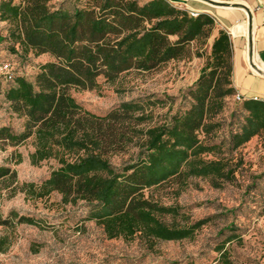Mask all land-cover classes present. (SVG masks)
I'll use <instances>...</instances> for the list:
<instances>
[{"label": "trees", "instance_id": "obj_1", "mask_svg": "<svg viewBox=\"0 0 264 264\" xmlns=\"http://www.w3.org/2000/svg\"><path fill=\"white\" fill-rule=\"evenodd\" d=\"M52 1L0 0V20L8 23L4 38L10 40L12 52L48 56L38 64L33 81L11 71L4 97L23 123L19 131L0 125V146L17 147L31 139L32 164L56 162L40 183L16 185L11 163L20 162L22 154L13 149L0 164V183L36 199L55 191L64 204L84 202L88 218L110 238L189 236L198 225L164 222L161 216L177 214V207L159 202L146 190L181 185L193 175L225 178L233 173L227 161L203 156L215 146L208 135L220 125L216 115L236 92L229 33L221 28L213 37L209 57L184 91L188 105L162 123L149 124L150 115L137 100L96 114L78 102L72 90L95 89L100 77L113 81L132 69L149 71L187 56L190 43L214 18L203 12L192 15L170 0H79L72 9L64 0L56 6ZM237 101L243 114L229 134L232 149L264 129V101ZM131 144L138 146L135 159L114 166L110 155ZM11 215L18 222L34 223L32 217ZM0 224H8V219H0Z\"/></svg>", "mask_w": 264, "mask_h": 264}, {"label": "rangeland", "instance_id": "obj_2", "mask_svg": "<svg viewBox=\"0 0 264 264\" xmlns=\"http://www.w3.org/2000/svg\"><path fill=\"white\" fill-rule=\"evenodd\" d=\"M61 1L51 3L56 6ZM64 2L69 9L80 4L79 0ZM7 26V21L0 20V65L9 62L15 75L33 81L38 64L48 56L12 52L10 40L4 38ZM206 27V32L190 43L187 56L149 71L132 69L113 81L100 77L97 88L72 90L73 95L96 114L134 99L150 115L149 124L164 122L188 105L182 98L184 91L196 80L209 57L213 37L221 29L215 20ZM11 82L0 70V125L19 131L23 119L10 110L4 97ZM242 114L240 102L233 96L227 98L216 115L219 127L208 135L215 146L203 154L207 159L227 161L234 169L232 174L225 178L193 175L181 185L169 183L146 190L159 202L177 207V214L161 216L164 222L198 225L189 236L148 240L137 234L129 239L110 238L95 219L88 218L89 207L84 202L64 204L55 191L36 199L0 183V219H8V224H0V264H264V129L232 149L229 134L238 128ZM13 149L22 154L20 162L11 163L16 170V185L40 183L56 166L54 160L31 163V139L17 147L0 146V164L6 163ZM137 151L138 146L131 144L110 155V161L119 168L135 159ZM12 212L32 217L34 223L18 222Z\"/></svg>", "mask_w": 264, "mask_h": 264}, {"label": "crops", "instance_id": "obj_3", "mask_svg": "<svg viewBox=\"0 0 264 264\" xmlns=\"http://www.w3.org/2000/svg\"><path fill=\"white\" fill-rule=\"evenodd\" d=\"M174 5L207 13L230 34L232 79L245 98L264 101V74L254 71L250 55L264 71V0H170Z\"/></svg>", "mask_w": 264, "mask_h": 264}, {"label": "built area", "instance_id": "obj_4", "mask_svg": "<svg viewBox=\"0 0 264 264\" xmlns=\"http://www.w3.org/2000/svg\"><path fill=\"white\" fill-rule=\"evenodd\" d=\"M189 12L192 14V15H196L198 12L196 11H193V10H189ZM0 70L2 71H5L6 73V79H11L12 78V72H11V64L9 62H4L0 65ZM233 98L235 100H242L244 99V95L241 94L240 92L236 91L233 95ZM253 99H256V100H260L258 99L257 96H254Z\"/></svg>", "mask_w": 264, "mask_h": 264}, {"label": "water", "instance_id": "obj_5", "mask_svg": "<svg viewBox=\"0 0 264 264\" xmlns=\"http://www.w3.org/2000/svg\"><path fill=\"white\" fill-rule=\"evenodd\" d=\"M249 59H250V64H251V66H252L254 69H256L257 71H259L260 73L264 74V72L260 71V69H259V68L257 67V65L254 63L253 58H252L251 55H250Z\"/></svg>", "mask_w": 264, "mask_h": 264}, {"label": "bare ground", "instance_id": "obj_6", "mask_svg": "<svg viewBox=\"0 0 264 264\" xmlns=\"http://www.w3.org/2000/svg\"><path fill=\"white\" fill-rule=\"evenodd\" d=\"M257 67H258V65H257ZM258 68L260 69V67H258ZM253 70H254V68H253ZM254 71H257V70L255 69ZM260 71L264 72L262 69H260ZM258 72H259V71H258Z\"/></svg>", "mask_w": 264, "mask_h": 264}]
</instances>
